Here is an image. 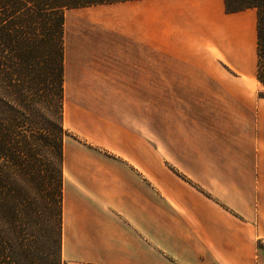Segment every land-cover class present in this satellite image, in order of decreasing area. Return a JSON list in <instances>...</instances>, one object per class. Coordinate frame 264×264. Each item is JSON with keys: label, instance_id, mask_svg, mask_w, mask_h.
Wrapping results in <instances>:
<instances>
[{"label": "crops", "instance_id": "crops-1", "mask_svg": "<svg viewBox=\"0 0 264 264\" xmlns=\"http://www.w3.org/2000/svg\"><path fill=\"white\" fill-rule=\"evenodd\" d=\"M257 21L225 0L66 11V264H264Z\"/></svg>", "mask_w": 264, "mask_h": 264}, {"label": "trees", "instance_id": "trees-1", "mask_svg": "<svg viewBox=\"0 0 264 264\" xmlns=\"http://www.w3.org/2000/svg\"><path fill=\"white\" fill-rule=\"evenodd\" d=\"M126 1L0 0V264H66V11ZM225 3L228 12L257 10V78L264 84V0ZM25 177L39 202L25 191Z\"/></svg>", "mask_w": 264, "mask_h": 264}, {"label": "rangeland", "instance_id": "rangeland-1", "mask_svg": "<svg viewBox=\"0 0 264 264\" xmlns=\"http://www.w3.org/2000/svg\"><path fill=\"white\" fill-rule=\"evenodd\" d=\"M109 7H111V6H109ZM103 8H106V7H103ZM168 100H169V98H163V123H162L163 135H164V133H166L167 135H170L169 134L170 133V129H169V122H170L169 119L170 118H169L168 114L164 113V109L168 110L167 109ZM164 105H166V106L164 107ZM153 110H154L153 98H146L147 132L151 133V135L149 136V137H151V139H152V132H153ZM165 120H167V121H165ZM173 121H174V124H177V122L178 123L180 122L175 117H173ZM179 129H180L179 126L178 127H174L173 128V135L174 136H178L179 138H181L180 137L181 131ZM66 132H67V135H68L69 139H73V140L77 139V137L74 136L73 131H71L70 127L66 128ZM22 185L24 186L25 191L29 194V196H30L32 201H34L36 203L40 201V197L37 195L35 189L31 185V183L28 181V177L24 178V180L22 182Z\"/></svg>", "mask_w": 264, "mask_h": 264}]
</instances>
